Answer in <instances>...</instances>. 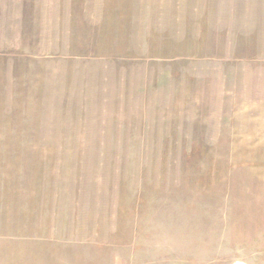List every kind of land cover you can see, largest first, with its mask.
<instances>
[{
    "label": "rangeland",
    "instance_id": "rangeland-1",
    "mask_svg": "<svg viewBox=\"0 0 264 264\" xmlns=\"http://www.w3.org/2000/svg\"><path fill=\"white\" fill-rule=\"evenodd\" d=\"M0 264H264V0H0Z\"/></svg>",
    "mask_w": 264,
    "mask_h": 264
}]
</instances>
